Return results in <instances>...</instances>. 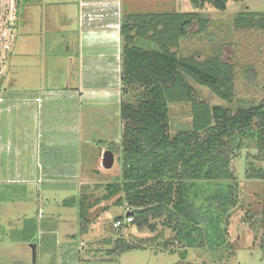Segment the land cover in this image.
<instances>
[{"label":"trees","instance_id":"1","mask_svg":"<svg viewBox=\"0 0 264 264\" xmlns=\"http://www.w3.org/2000/svg\"><path fill=\"white\" fill-rule=\"evenodd\" d=\"M229 1L241 0H189L194 11L130 13L123 17L121 91L123 95L133 89L137 93L133 100L123 99L120 104L121 173L116 181L101 186L104 195L95 202L87 205L82 195L67 204H78L82 233L91 223L88 209L116 197V206L126 204L130 208L133 219L129 224L155 232L158 221L172 237L164 239L156 233L145 238V243L122 237L107 239L105 244L112 247L106 254L111 257L151 243L158 250L198 247L213 254L222 247L232 249L228 218L239 201V185L230 163L247 140L255 142L257 153L246 157L245 176L262 183L260 221L264 230V98L234 111L220 105L211 107L198 98L187 78L230 103L235 97V66L219 53L203 61L177 54L182 38L201 34L210 24L195 10L210 5L225 11ZM232 24L237 29L264 31V13L239 11ZM194 26L197 29L191 31ZM255 74L254 69H248L251 81ZM182 102L191 105L190 127L171 133L170 105ZM198 182L206 183L207 189L198 193ZM116 220L123 221V217ZM258 245L264 249L263 241Z\"/></svg>","mask_w":264,"mask_h":264},{"label":"rangeland","instance_id":"2","mask_svg":"<svg viewBox=\"0 0 264 264\" xmlns=\"http://www.w3.org/2000/svg\"><path fill=\"white\" fill-rule=\"evenodd\" d=\"M134 3L135 12L194 11L189 0H135ZM25 4L27 3L24 0H0V90H6L7 95L13 94L16 103L20 101L19 98L38 93L39 86L44 85L49 76H47L49 71L45 69L47 56L43 55L39 59L32 58V65L28 68L25 57L18 55L21 52L20 49H60L62 51L73 49V37L65 34L62 23L65 19L61 16L63 12H66L62 5L55 4L54 11L50 9L49 18L46 19L44 18L46 13L42 12L43 6L31 3L26 12ZM242 10L264 13V0L229 1L225 11L216 10L210 5H204L195 10L203 13L210 24L205 32L182 38L177 49L180 57L195 56L199 61L219 53L224 60L235 66V97L230 103L219 99L207 87L200 86L191 78H187V81L196 89L198 98L211 107L220 105L234 111L238 106L258 104L264 98V31L235 28L232 19ZM26 14L33 21L26 29L34 34H25L23 19H26ZM55 16L58 21L53 20ZM196 29L197 27L194 26L191 31ZM11 49L10 63L9 59L7 61L5 59L7 58L5 52ZM40 52L43 53V51ZM248 69H254L256 72L253 81L248 76ZM136 93L137 90L130 91L128 95H125V101L133 100ZM190 109V103L186 102L170 105L171 133L190 127ZM92 110V127L95 123V126L100 127L104 119H109L115 126L117 119L119 123L113 108H109L106 113L100 108H92ZM9 123L15 124V119H11ZM243 144L237 157L230 163L239 185V201L230 210L228 218L229 241L232 249L222 247L212 254L198 247L158 250L151 243L141 249L111 257L106 254L112 247L105 244L104 241L107 239L113 241L117 237H122L127 241L145 243V238L153 237L156 233L164 235V239L172 235L158 221L154 223L155 232L149 229H138L133 224L114 228L115 218L124 217L130 210L126 204L116 206V197L101 200L96 205L92 204L91 212L88 213L91 223L87 226V232L82 233L83 223L79 220V215H76L77 206L73 204L66 206L71 197L78 196V191L72 188H61L52 192L45 190L40 196L32 192L28 199L12 198L9 201H2L0 198V264H34L37 253L39 254V243L46 238L49 245L52 242L55 243V239L57 240L61 255H67L70 251L73 253L79 251L77 252L78 260L71 264H264V249L258 245L259 240L264 242V230L261 228L260 221L263 186L260 181L250 180L245 176L246 157L256 155L257 149L254 141L247 140ZM113 152L114 165L101 179L104 184L116 181L121 173L118 161L120 149ZM87 162L90 163V161ZM196 184L198 193L199 189L208 187L206 183ZM22 185L24 184L18 182L11 184L10 187L20 191ZM39 186V183L32 185L35 192ZM91 191L93 193H90L91 196L87 200L90 203L104 195V191L101 190ZM249 215L253 217L251 220L248 219Z\"/></svg>","mask_w":264,"mask_h":264},{"label":"crops","instance_id":"3","mask_svg":"<svg viewBox=\"0 0 264 264\" xmlns=\"http://www.w3.org/2000/svg\"><path fill=\"white\" fill-rule=\"evenodd\" d=\"M134 2L135 0L31 2L44 7L41 8L46 13V19L49 18L50 9L54 11L55 4L66 9L61 16L65 19L62 23L65 34L73 37V49H20L18 55L25 57L28 68L32 65V58L47 56L45 69L49 71L48 79L44 85L39 86L38 93L19 98L18 103L13 94L7 95L6 90H0L2 201L12 198L28 199L32 192L40 196L45 190L52 192L61 188L78 191V196L71 198L77 200L84 195L88 200L90 193H93L91 190L103 191L101 186L106 183L101 179L109 170L103 168V153L111 151L115 161L113 150L108 148L120 149L122 124L119 109L125 97L120 81L123 44L121 23L125 14L151 13L135 12ZM26 3L25 10L31 4ZM53 20H57L56 16ZM30 22L33 21L26 14V19H23L24 29ZM25 34L34 33L26 29ZM146 46L149 47V44ZM5 55L6 61L9 59L11 63L12 49L6 51ZM92 108L103 109L105 113L109 108L115 109L119 123L117 119L115 126L109 119H104L100 127L95 126L96 123L92 127ZM11 119H15V124L9 123ZM18 182L24 184L22 190L10 187ZM36 183L40 186L35 192L32 185ZM51 197L53 198L52 194ZM86 203L91 204L90 201ZM73 206H77L76 215H79L78 204ZM92 207L87 213L91 212ZM82 250L84 251L83 246ZM38 251L34 264H71L79 256V251L59 254L56 239L51 245L47 238L42 240Z\"/></svg>","mask_w":264,"mask_h":264},{"label":"water","instance_id":"4","mask_svg":"<svg viewBox=\"0 0 264 264\" xmlns=\"http://www.w3.org/2000/svg\"><path fill=\"white\" fill-rule=\"evenodd\" d=\"M114 157L111 151H105L103 153L102 165L105 169H110L113 166ZM131 213H128L129 215Z\"/></svg>","mask_w":264,"mask_h":264},{"label":"built area","instance_id":"5","mask_svg":"<svg viewBox=\"0 0 264 264\" xmlns=\"http://www.w3.org/2000/svg\"><path fill=\"white\" fill-rule=\"evenodd\" d=\"M132 216L130 215H127L125 216V220L121 221V220H116L114 223H113V227L114 228H119L121 226H123V224L125 223H131L132 222Z\"/></svg>","mask_w":264,"mask_h":264}]
</instances>
